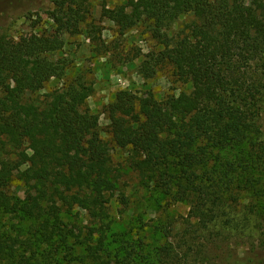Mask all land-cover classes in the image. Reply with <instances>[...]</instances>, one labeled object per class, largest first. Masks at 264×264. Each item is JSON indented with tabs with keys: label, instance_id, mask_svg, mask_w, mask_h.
<instances>
[{
	"label": "trees",
	"instance_id": "trees-1",
	"mask_svg": "<svg viewBox=\"0 0 264 264\" xmlns=\"http://www.w3.org/2000/svg\"><path fill=\"white\" fill-rule=\"evenodd\" d=\"M79 1L55 0L53 35L0 38V215L38 223L34 236L49 245L73 234L62 228L64 206L76 205L104 222L107 194L117 183L112 148L88 105L94 88L69 77L65 61L51 59L64 46L63 32L76 33L86 19ZM111 1L121 4L105 7L103 15L122 35L148 20L161 38L160 29L193 16L183 37L167 39L162 52L148 56L146 64L154 65L144 73L151 79L156 66L169 64L192 91L156 100L138 113V98L123 90L109 106L112 142L128 152L130 167L178 201L213 196L204 173L220 199L229 190L227 180L254 169L264 175L257 125L264 102V0ZM52 80L62 86L44 100H29ZM229 154L234 160H220ZM15 180L26 189L25 198L11 191ZM254 184L250 180L244 189L254 191ZM205 216H199L203 225L212 221ZM107 229L101 228L99 246L90 250L95 261L106 251ZM18 239L0 232V264L48 263L45 254H19ZM137 257L130 253L125 264H139Z\"/></svg>",
	"mask_w": 264,
	"mask_h": 264
},
{
	"label": "rangeland",
	"instance_id": "rangeland-1",
	"mask_svg": "<svg viewBox=\"0 0 264 264\" xmlns=\"http://www.w3.org/2000/svg\"><path fill=\"white\" fill-rule=\"evenodd\" d=\"M79 2L85 3L86 19L76 33L63 32L64 46L51 55V59L65 61L69 77L81 78L94 88L88 105L99 121L102 138L112 148L117 176L116 190L107 194L108 218L104 222L93 220L76 205L64 206L60 212L62 228L73 234L69 233L66 241L58 236L52 245L34 236L38 223L33 220L25 222L17 217L0 215V232L5 238H19L22 244L19 254L27 257L33 255V251L45 254L49 257L47 264H100L103 260L125 264L134 251L138 253L139 264L264 262V175L261 172L249 170L232 183L227 180L229 190L221 199L218 189L204 173L203 182L214 193L209 197L211 199L178 201L151 179L143 180L130 167L128 152L112 142L108 112L118 91H130L138 98V113L156 100L164 101L192 91L191 83L176 75L169 64L156 66L151 79L144 73L145 66L154 65L146 64L148 56L162 52L167 39L177 42L183 37L193 16H183L175 24L160 29L159 34L164 36L161 38L148 20L122 35L118 26L103 15L105 7L111 9L121 2ZM54 9L55 0H0V38L53 35L58 29L51 18ZM262 81L264 84V76ZM61 86L59 81L52 80L40 92L28 96L29 100H44L48 92ZM262 105L257 125L262 132L259 141L264 142V102ZM234 158V154L220 156L223 161ZM250 180L255 182L254 191L244 189ZM20 184V181H13L11 191L25 198L26 189L19 188ZM202 214L206 215L205 221H212L203 225L199 220ZM102 227L108 228L106 251L95 261L90 250L99 246ZM51 251H57V255L52 256Z\"/></svg>",
	"mask_w": 264,
	"mask_h": 264
}]
</instances>
